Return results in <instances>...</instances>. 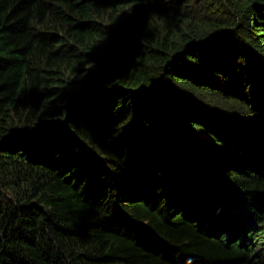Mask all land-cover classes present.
I'll return each instance as SVG.
<instances>
[{
  "label": "trees",
  "instance_id": "trees-1",
  "mask_svg": "<svg viewBox=\"0 0 264 264\" xmlns=\"http://www.w3.org/2000/svg\"><path fill=\"white\" fill-rule=\"evenodd\" d=\"M0 264H264V0H0Z\"/></svg>",
  "mask_w": 264,
  "mask_h": 264
}]
</instances>
